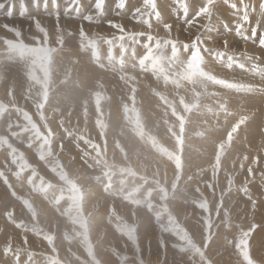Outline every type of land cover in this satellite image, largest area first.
<instances>
[{
    "label": "rangeland",
    "instance_id": "374dc122",
    "mask_svg": "<svg viewBox=\"0 0 264 264\" xmlns=\"http://www.w3.org/2000/svg\"><path fill=\"white\" fill-rule=\"evenodd\" d=\"M93 3L0 0V264H264V0Z\"/></svg>",
    "mask_w": 264,
    "mask_h": 264
},
{
    "label": "bare ground",
    "instance_id": "6f19581e",
    "mask_svg": "<svg viewBox=\"0 0 264 264\" xmlns=\"http://www.w3.org/2000/svg\"><path fill=\"white\" fill-rule=\"evenodd\" d=\"M167 1V0H166ZM234 1V0H233ZM256 1V0H255ZM80 4V3H79ZM165 4V3H164ZM32 5V4H31ZM37 5V4H36ZM160 5V4H159ZM82 6V5H81ZM138 7V6H137ZM191 7V6H190ZM134 8V7H133ZM163 8V7H162ZM167 8V7H166ZM213 8V7H212ZM34 9H36L35 7H34ZM138 9V8H137ZM209 9V8H208ZM29 10V9H28ZM30 11V10H29ZM169 11V10H168ZM186 11V10H185ZM162 12H165V10H163L162 9ZM190 13V12H189ZM48 15V17L47 16H40V20H42L44 23H46L45 24V26L47 25V26H49L50 27V29L52 30V31H57L56 30V27H61L60 26V24H59V22L55 19V20H53L54 19V16H53V14H49V13H47ZM148 15V14H147ZM181 15V14H180ZM145 16H146V14H145ZM176 16V15H175ZM169 17H170V15H169ZM177 17V16H176ZM210 17V12L209 11H207L206 12V20L205 19H201V18H196L195 20L196 21H198L199 22V24L198 25H195V24H189L188 22H186L185 23V27L186 28H188L189 30H194L195 32H197L198 30H200L202 27H203V25L205 24V23H208V22H205V21H208V18ZM179 18V17H178ZM220 18V17H219ZM175 19V18H174ZM170 20H172V19H169L168 18V22L170 23ZM88 21V20H87ZM174 22L173 23H175V20H173ZM221 21V20H220ZM219 21V22H220ZM154 22V21H153ZM167 22V23H168ZM181 22V21H180ZM210 22V21H209ZM168 23V24H169ZM37 24H39L40 25V21H37ZM171 24V23H170ZM216 25V24H215ZM217 25H218V23H217ZM219 25H221L222 26V24H219ZM73 26V25H72ZM208 26V25H207ZM83 28L84 29H86L87 31H94L95 29H99L98 27H93V25H91V24H87V25H84L83 26ZM221 28V27H220ZM75 29H77V28H75ZM223 29H225V31H227V32H231L230 31V29L227 27V28H225V27H223ZM46 30V29H45ZM62 30V29H61ZM170 30V29H169ZM46 32V31H45ZM59 32V31H58ZM206 35V34H205ZM249 35V34H248ZM33 38V37H32ZM230 39V38H229ZM248 40L250 41V42H252V43H249V44H247L248 46H245L246 47V49L249 51V53H252V52H255V53H257V52H259V50H260V46H262V43H261V40H256V37L254 36H252V35H249L248 36ZM226 42V41H225ZM254 43V44H253ZM83 54V56H84V58H81V62H80V64L78 63H76V67H78L79 68V71H74V73L76 74L75 75V77H76V79H79L81 82H83V84L84 83H91V81L93 80V79H95V80H97V79H99V73L98 72H96L98 69L95 67V63L96 62H93V63H91V62H88L89 61V54L88 53H82ZM263 54V53H262ZM62 58H64V57H62ZM80 59V58H79ZM66 61H67V59H65ZM69 60V59H68ZM124 60L126 61V62H128L129 64H130V60L128 59V58H124ZM216 61V60H215ZM70 62H71V60H70ZM56 64H59V65H61V66H67L66 64L67 63H65L63 60H61V58H56V61H55V66H56ZM70 64V63H69ZM83 64V65H82ZM73 65V64H72ZM128 65V64H127ZM69 66V65H68ZM75 67V68H76ZM82 68H86V72H87V74L86 73H84V71L85 70H83ZM153 68V67H152ZM17 70V69H16ZM36 72H38V71H36ZM74 73H73V75H74ZM156 73H158V71L154 68V73H153V76L156 74ZM103 74V73H102ZM151 74V73H150ZM71 75V74H70ZM152 75V74H151ZM117 77V76H116ZM120 77V76H119ZM28 78V77H27ZM30 78V77H29ZM57 78V77H56ZM111 78H112V76L111 75H107L104 79L107 81V80H111ZM211 82V81H210ZM219 83V82H218ZM117 92V91H116ZM115 92V93H116ZM63 95H64V93H62ZM255 101V100H254ZM257 102V101H256ZM254 104V103H253ZM252 106V105H251ZM116 107H118V106H116ZM255 108V107H254ZM118 109V108H117ZM121 110V109H120ZM257 126V125H256ZM255 130H257V129H255ZM255 134H256V132H255ZM254 136V135H253ZM256 137V136H255ZM255 144V143H254ZM8 163V162H7ZM244 175V174H243ZM239 183V182H238ZM238 187V186H237ZM263 192V191H262ZM243 198V197H242Z\"/></svg>",
    "mask_w": 264,
    "mask_h": 264
},
{
    "label": "snow or ice",
    "instance_id": "6c2138e0",
    "mask_svg": "<svg viewBox=\"0 0 264 264\" xmlns=\"http://www.w3.org/2000/svg\"><path fill=\"white\" fill-rule=\"evenodd\" d=\"M105 3H106V0H94V3H93L94 10H96L97 12L102 14L103 6H104ZM115 6L119 7L120 5L117 4ZM261 43L264 44V40H262Z\"/></svg>",
    "mask_w": 264,
    "mask_h": 264
}]
</instances>
